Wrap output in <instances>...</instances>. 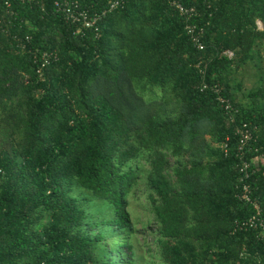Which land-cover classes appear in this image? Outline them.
Listing matches in <instances>:
<instances>
[{
    "label": "trees",
    "instance_id": "16d2710c",
    "mask_svg": "<svg viewBox=\"0 0 264 264\" xmlns=\"http://www.w3.org/2000/svg\"><path fill=\"white\" fill-rule=\"evenodd\" d=\"M54 1L0 5V264H139L129 194L144 176L164 264H264L260 231L236 224L254 212L237 127H260L258 156L264 90L244 103L232 78L264 41V0H179L203 50L170 0H78L100 16L78 34ZM46 50L59 59L39 75ZM248 182L264 209L263 159Z\"/></svg>",
    "mask_w": 264,
    "mask_h": 264
},
{
    "label": "built area",
    "instance_id": "2783aa9c",
    "mask_svg": "<svg viewBox=\"0 0 264 264\" xmlns=\"http://www.w3.org/2000/svg\"><path fill=\"white\" fill-rule=\"evenodd\" d=\"M14 1L15 0H0V5L3 6V10L10 17L17 15L16 10L14 9ZM21 3H41V0H18ZM171 5L176 9V11L185 19L186 22V31L190 36L194 46L203 50L205 48V43L203 41L204 37V27L197 22L193 21L195 16H198V11L196 7H188L184 5L179 0H170ZM121 3V0H113L110 5V9H114L118 7ZM54 6L56 11L59 12L64 19L76 25L77 34L83 33L86 29L93 28L99 19V15H91V13L80 6L78 0H55ZM208 6H211V2L209 1ZM3 19L0 17V22ZM257 25L259 29H263L264 25L261 20H257ZM26 41L31 39L30 35L25 36ZM225 53L229 56H233V52L230 50L225 51ZM57 50H46L43 51L40 57L36 56L35 58L39 59L41 66L37 69V73L42 75L43 67L49 65L52 61L58 60ZM207 87V84H204V88ZM214 90L218 93L217 99L221 103L222 106L226 110L230 112L231 120H235V116L238 113V109L233 106L232 101L229 98L224 97L220 94V89L218 87H214ZM260 127L258 125L250 124L246 121H241L237 127L236 134L239 137V146L237 150V157L239 158V170H240V178L239 184L237 186V197L240 201L247 202L253 206L254 212L246 219L236 220L237 226L239 228H253L258 229L260 231V237L264 239V209L262 207L261 202L252 195V187L248 182V179L257 171V165L261 159L264 160V150L260 153V148L255 147L254 151L259 152L260 154L254 158L248 157V152H252L253 146L252 142L257 141L259 138Z\"/></svg>",
    "mask_w": 264,
    "mask_h": 264
},
{
    "label": "rangeland",
    "instance_id": "374dc122",
    "mask_svg": "<svg viewBox=\"0 0 264 264\" xmlns=\"http://www.w3.org/2000/svg\"><path fill=\"white\" fill-rule=\"evenodd\" d=\"M0 14L4 13L0 12ZM2 30V34L7 31L6 29ZM232 78L234 82L237 81L242 86L237 93L238 98L244 103L251 104L250 91L259 88L264 90V41L259 46V51L254 60L235 65ZM256 104L264 106V97L256 99ZM147 195L145 176L144 178L140 177L139 183L134 186L129 194V210L133 220V228L130 231L129 239L133 246V259L139 264H164L157 251V223Z\"/></svg>",
    "mask_w": 264,
    "mask_h": 264
}]
</instances>
